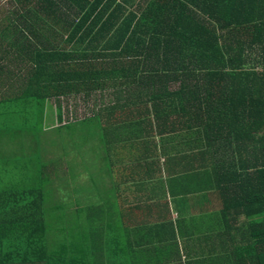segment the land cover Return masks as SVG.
<instances>
[{
  "label": "trees",
  "instance_id": "16d2710c",
  "mask_svg": "<svg viewBox=\"0 0 264 264\" xmlns=\"http://www.w3.org/2000/svg\"><path fill=\"white\" fill-rule=\"evenodd\" d=\"M8 2L13 31L0 30V264H145L148 245L106 233L108 190L93 178L79 184V156L65 154L79 141L81 154L99 150L107 172L95 176H109V131L118 129L142 150L164 136L191 144L224 197L228 249L208 263L264 264V0ZM71 96L82 111L65 121L59 99Z\"/></svg>",
  "mask_w": 264,
  "mask_h": 264
},
{
  "label": "crops",
  "instance_id": "0c3cea01",
  "mask_svg": "<svg viewBox=\"0 0 264 264\" xmlns=\"http://www.w3.org/2000/svg\"><path fill=\"white\" fill-rule=\"evenodd\" d=\"M126 135V129L109 131L113 167L112 181L106 182L116 197L103 207L104 218L110 219L104 222L106 233L117 234L119 239L129 235L132 242L148 245L145 264H209V257L223 260L229 240L221 230L219 202L224 197L218 192L213 166L195 158L192 145L179 139L159 137L142 150L134 143L128 145L133 139ZM136 155L145 160L132 158ZM156 249L161 253L158 256Z\"/></svg>",
  "mask_w": 264,
  "mask_h": 264
},
{
  "label": "rangeland",
  "instance_id": "374dc122",
  "mask_svg": "<svg viewBox=\"0 0 264 264\" xmlns=\"http://www.w3.org/2000/svg\"><path fill=\"white\" fill-rule=\"evenodd\" d=\"M8 4H9L8 0H0V20H1L0 30H2L4 28H10L9 25L5 22V13L7 12L6 10H8L9 6H10V4L9 5ZM9 12H10V10H8V13ZM11 31H13V30L11 29ZM26 37H27L28 42L30 43L31 42L30 40H32V38L29 35H26ZM14 40H15L14 37H12L11 39L6 40V42L12 43V42H14ZM11 43H9V44H11ZM1 50H5V48H2ZM59 101L61 102V111H62V115H63V118L65 121H67V120L70 121L72 119L73 120L74 119H80L79 116L81 115L82 104H81V101L78 100L77 97L71 96V97L63 98V99L60 98ZM50 104L54 105L53 101L50 100ZM89 107H90V109L87 111V113H90V114L93 113V116H94L96 114L95 108L93 109L92 106H89ZM92 131H95V132L97 131L96 125H95L94 129H92ZM90 144L94 145V144H96V142H90ZM81 148H82V145L80 144V141H79V146H76L74 143L72 145V148L69 147V148L65 149L66 155L71 154V152H74V155L75 154L78 155L79 159H80L78 165L75 163V171L76 172H75L74 178L76 179L78 174L81 175L79 184H82L84 187H89V185H88L89 179L93 178L99 187H101V184H102L104 189L108 190V193H107L108 199L113 202L115 194H112V192H111V189H112L111 184L109 182H106V180L109 181V176L104 174L106 179H104L103 175H101V174L95 176L96 171L100 169V163H99V160H98V157L96 156V154L101 155V151H99V150L96 151L93 154V156L92 155H84V154L80 153ZM50 157H51V155H50ZM50 159H53L54 161L57 162L61 158H60V155L56 154L53 156V158H50ZM96 161H98V163H99L98 169H96L97 168V162ZM209 167L211 168V166H209ZM99 171L100 172L105 171L104 166H103V170L102 171L99 170ZM105 172H107V171H105ZM12 174H13V171L10 170V173L7 176H5L4 179L11 182L12 181ZM71 177H72V175H71ZM66 179L67 178H65V177L63 178V180H66ZM21 181H24V180H21ZM53 181H54V179H52V182ZM52 182L50 184L51 187L54 186V183H52ZM219 206L223 207L222 201L219 202ZM89 207H90L89 204L81 206V207H79L78 212H85V209H87ZM70 211H71V208H70ZM183 232L185 233V230H183Z\"/></svg>",
  "mask_w": 264,
  "mask_h": 264
}]
</instances>
